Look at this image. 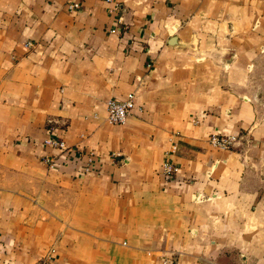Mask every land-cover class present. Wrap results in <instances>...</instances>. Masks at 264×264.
Listing matches in <instances>:
<instances>
[{"label":"crops","instance_id":"obj_1","mask_svg":"<svg viewBox=\"0 0 264 264\" xmlns=\"http://www.w3.org/2000/svg\"><path fill=\"white\" fill-rule=\"evenodd\" d=\"M0 264H264V0H0Z\"/></svg>","mask_w":264,"mask_h":264},{"label":"built area","instance_id":"obj_2","mask_svg":"<svg viewBox=\"0 0 264 264\" xmlns=\"http://www.w3.org/2000/svg\"><path fill=\"white\" fill-rule=\"evenodd\" d=\"M78 7V4L70 5V8ZM117 9V7H116ZM31 45L30 42L26 44L27 47ZM136 95L133 92H130L127 97L123 100H117L115 98H110L106 102V108L108 111V119L111 124H124L128 118L133 114L136 108L142 110V107H138L136 103ZM237 138L233 135H224L219 131L212 132L208 137V142L210 145L220 148V149H229L230 145L235 142ZM48 144L53 146L54 148L60 150L61 152L70 151V147L62 140L56 138H48L46 140ZM50 166L54 165L55 158L54 157H46ZM89 167L87 168V170ZM160 172L163 176L167 178H172L177 172V167L170 162L169 160H165L162 162L160 166Z\"/></svg>","mask_w":264,"mask_h":264}]
</instances>
